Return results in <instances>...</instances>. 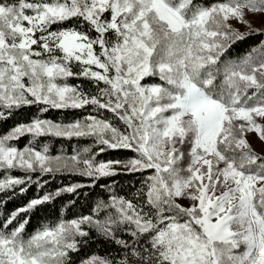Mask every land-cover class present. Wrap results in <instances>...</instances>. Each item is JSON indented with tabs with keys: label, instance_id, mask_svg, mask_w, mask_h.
Returning a JSON list of instances; mask_svg holds the SVG:
<instances>
[{
	"label": "snow or ice",
	"instance_id": "snow-or-ice-1",
	"mask_svg": "<svg viewBox=\"0 0 264 264\" xmlns=\"http://www.w3.org/2000/svg\"><path fill=\"white\" fill-rule=\"evenodd\" d=\"M246 13L264 0H0V123L14 121L0 134V264H264V40L223 59L264 36ZM45 137L93 146L52 154ZM62 172L110 195L71 215L85 185L50 190ZM117 177L134 181L124 195ZM49 205L55 220L26 236ZM93 243L106 251L85 253Z\"/></svg>",
	"mask_w": 264,
	"mask_h": 264
},
{
	"label": "trees",
	"instance_id": "trees-1",
	"mask_svg": "<svg viewBox=\"0 0 264 264\" xmlns=\"http://www.w3.org/2000/svg\"><path fill=\"white\" fill-rule=\"evenodd\" d=\"M247 31H249V29L242 32H247ZM262 40H264V36L252 35L245 41L234 44L232 48L225 54L223 59L225 61L238 62L239 60L246 57L248 53L252 51V49L258 47L259 42ZM72 82L75 83V81ZM31 111H34V109ZM28 114H29L28 110H26L23 113V115L20 117V119L26 118ZM80 115H81L80 111L61 112L57 110H52L46 114L48 118L53 119L54 121H63V122L70 121L76 117H79ZM13 123L14 121L11 120L8 121L7 123H0V134H4L7 130H9L10 127L13 125ZM29 139L31 138L30 137L21 138L20 140L15 141L14 143L18 147L22 148L27 144ZM35 143L37 145L47 144L52 154H68L71 150H82L84 147L93 146L91 145L89 140H84V139L68 140V139H60L56 137L39 138L35 141ZM132 155L133 154L130 152H107L103 156L98 157V159H115L126 156L130 157ZM11 174L14 176L21 175V173L18 171H14ZM130 182H134L131 181L130 177H117L115 183L111 184V190H114L118 195H124L128 192V185ZM74 183H81L85 186L79 190V195L74 197V199L76 200V207L73 208L71 215L74 216L88 215L91 209L94 207L95 203L99 199L110 195L109 189L100 187V185L111 183L110 181L102 179L98 182L96 186H93L92 182L89 180L88 177L69 174L67 172L54 173L53 179L48 184V188L51 190L62 185H71ZM35 192H36V188L33 185L32 187L29 188V191L26 193V195L19 196L16 199L9 202L8 208L15 209L22 206L28 199H30L35 194ZM63 199L64 202L67 203L69 199V195L66 194L63 197ZM56 207L60 208L61 210L60 215L62 217L69 215V213L64 208V205H62L59 201H57ZM54 220H55V212L53 210L52 205L47 206V210L45 211L33 213L30 223L26 226L25 235L27 236L37 228L41 227L43 224L50 223ZM105 251H106V246L102 243H93L89 248L85 249V253L99 252L100 254H103Z\"/></svg>",
	"mask_w": 264,
	"mask_h": 264
},
{
	"label": "rangeland",
	"instance_id": "rangeland-1",
	"mask_svg": "<svg viewBox=\"0 0 264 264\" xmlns=\"http://www.w3.org/2000/svg\"><path fill=\"white\" fill-rule=\"evenodd\" d=\"M245 20L251 22V27L253 29H264V13H246ZM231 23L233 27L238 28L240 31H245L249 29L246 24L238 23L235 20L231 21ZM249 139L252 141L255 149L259 152L262 146L260 142L256 139L255 134L250 135ZM80 167H83V165H81Z\"/></svg>",
	"mask_w": 264,
	"mask_h": 264
}]
</instances>
